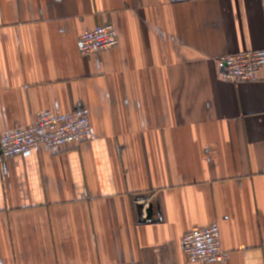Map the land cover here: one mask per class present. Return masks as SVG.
<instances>
[{"label":"crops","instance_id":"1","mask_svg":"<svg viewBox=\"0 0 264 264\" xmlns=\"http://www.w3.org/2000/svg\"><path fill=\"white\" fill-rule=\"evenodd\" d=\"M111 23L118 46L77 41ZM264 0H0V139L36 113L90 110L95 137L6 160L0 264H185L218 223L225 263L264 264Z\"/></svg>","mask_w":264,"mask_h":264},{"label":"built area","instance_id":"2","mask_svg":"<svg viewBox=\"0 0 264 264\" xmlns=\"http://www.w3.org/2000/svg\"><path fill=\"white\" fill-rule=\"evenodd\" d=\"M118 44V33L111 23L84 31L77 41L78 49L84 56L112 49ZM219 61L223 78L254 80L258 70L264 67V49L224 55ZM94 137L90 110L87 107L79 106L65 113L45 109L36 113L35 120L29 127L1 136V157L6 160L15 155H27L39 147L61 149ZM181 245L187 259L185 264L225 263L229 256V252L222 246L218 223L187 232Z\"/></svg>","mask_w":264,"mask_h":264}]
</instances>
